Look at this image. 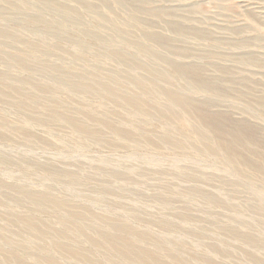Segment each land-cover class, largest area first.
Here are the masks:
<instances>
[{
	"label": "rangeland",
	"instance_id": "1",
	"mask_svg": "<svg viewBox=\"0 0 264 264\" xmlns=\"http://www.w3.org/2000/svg\"><path fill=\"white\" fill-rule=\"evenodd\" d=\"M55 1L0 0V264H264V0Z\"/></svg>",
	"mask_w": 264,
	"mask_h": 264
},
{
	"label": "bare ground",
	"instance_id": "2",
	"mask_svg": "<svg viewBox=\"0 0 264 264\" xmlns=\"http://www.w3.org/2000/svg\"><path fill=\"white\" fill-rule=\"evenodd\" d=\"M58 0H56L55 2H57ZM60 2L62 1V0H59ZM79 1V0H78ZM105 1V0H104ZM140 1V0H139ZM139 1H138V3H139ZM144 1V0H143ZM147 1V0H146ZM84 2V1H83ZM116 2V1H115ZM120 2H121V0H120ZM132 2V1H131ZM147 2H149V1H147ZM50 3V2H49ZM117 3V2H116ZM126 3V2H125ZM124 3V4H125ZM129 3V2H128ZM140 3H142V2H140ZM48 4V3H47ZM59 4V3H58ZM60 4H62V3H60ZM66 4V3H65ZM68 4V3H67ZM119 4V3H118ZM121 4H123V3H121ZM135 4V3H134ZM143 4V3H142ZM57 5V4H56ZM87 5V4H86ZM105 5V4H104ZM143 5H145V4H143ZM65 6V5H64ZM63 6V7H64ZM117 6V5H116ZM3 7V6H2ZM56 7V6H55ZM58 7H60V5L58 6ZM69 7V6H68ZM120 7V6H119ZM141 7H143V6H141ZM62 8V7H61ZM87 8H89V7H87ZM1 9V8H0ZM53 9V8H52ZM66 9V8H65ZM161 10V9H160ZM160 10H157V11H160ZM190 10V9H189ZM191 10H192V8H191ZM195 10V9H194ZM63 11V10H62ZM129 11V10H128ZM131 11H133V10H131ZM162 11V10H161ZM165 11H167V10H165ZM189 12V11H188ZM187 12V13H188ZM195 12V11H194ZM155 13V12H154ZM175 13V12H174ZM185 13V12H184ZM169 14V13H168ZM173 14V13H172ZM177 14V13H176ZM193 14H195V13H193ZM64 15V14H63ZM98 15V14H97ZM157 15V14H156ZM174 15V14H173ZM196 15H197V13H196ZM105 16V15H104ZM131 16V15H130ZM171 16V15H170ZM169 16V17H170ZM184 16V15H183ZM188 16V15H187ZM191 16V15H190ZM69 17H70V15H69ZM106 17V16H105ZM168 17V16H167ZM191 17H193V16H191ZM197 17H198V15H197ZM197 17H196V19H197ZM71 18V17H70ZM171 18V17H170ZM178 18V17H177ZM177 18H173V19H175V20H177ZM182 19H185V18H182ZM201 19H202V17H201ZM68 20V19H67ZM131 20H133V19H131ZM140 20V19H139ZM186 20V19H185ZM124 21H126V20H124ZM187 21V20H186ZM193 21H194V19H193ZM199 21V20H198ZM112 22H114V21H112ZM111 22V24H113ZM143 22V21H142ZM65 23V22H64ZM125 23V22H124ZM136 23H138V22H136ZM184 23H185V21H184ZM126 24V23H125ZM140 24V23H139ZM138 24V25H139ZM143 24V23H142ZM183 25V24H182ZM186 25V24H185ZM194 25V24H193ZM174 26V25H173ZM178 26V25H177ZM200 26V25H199ZM175 27H176V25H175ZM143 28H144V26H143ZM55 29V28H54ZM195 29V28H194ZM199 29V28H198ZM145 30V29H144ZM190 30V29H189ZM188 30V31H189ZM197 30V29H196ZM0 31H1V29H0ZM142 31V30H141ZM177 31V30H176ZM191 31V30H190ZM182 32V31H181ZM3 33V32H2ZM196 33V32H195ZM201 33V32H200ZM1 34V33H0ZM144 34H146V33H144ZM154 35V34H153ZM152 35V36H153ZM7 36V35H6ZM144 36V35H143ZM16 37V36H15ZM152 38V37H151ZM155 38H156V35H155ZM11 40V39H10ZM168 41H170V40H168ZM167 41V42H168ZM165 41H163V43H164ZM172 42V41H171ZM165 44H168V43H165ZM174 44V43H173ZM144 48H146V47H144ZM171 48V47H170ZM147 49V48H146ZM172 49V48H171ZM143 52H144V50H143ZM110 53V52H109ZM150 53V52H149ZM149 53H147V55L149 54ZM217 53V52H216ZM121 55V54H120ZM220 55V54H219ZM249 57H251V55L250 56H248V58ZM28 64V63H27ZM173 65H174V63H172ZM131 65V64H130ZM178 65V64H177ZM179 65H180V63H179ZM186 65V64H185ZM192 65V67H193V64H191ZM32 66V65H31ZM190 66V65H189ZM36 67V66H35ZM39 67V66H38ZM40 67H41V65H40ZM43 67V66H42ZM188 67V66H187ZM196 67V66H195ZM45 68H47V67H45ZM182 68H184L183 67V65H182ZM216 68V67H215ZM42 69H44V67L42 68ZM192 69V68H191ZM219 69V68H218ZM33 70V69H32ZM45 70V69H44ZM43 70V71H44ZM55 70V69H54ZM195 70V69H194ZM40 71V70H39ZM43 71H40V72H43ZM198 71V70H197ZM37 72H38V70H37ZM45 72V71H44ZM154 72V71H153ZM181 73V72H180ZM195 73V72H194ZM53 75V74H52ZM197 75H199V74H197ZM154 76V75H153ZM192 77V76H191ZM63 78V77H62ZM160 78V77H159ZM204 78V77H203ZM136 79V78H135ZM65 80V79H64ZM137 80H138V78H137ZM143 80V79H142ZM217 80V79H216ZM223 80V79H222ZM221 80V81H222ZM96 81V80H95ZM110 81H111V79H110ZM109 81V82H110ZM132 81V80H131ZM139 81V80H138ZM207 81H208V79H207ZM224 81V80H223ZM232 82H233V80H231ZM246 81H248V79L246 80ZM98 82V81H97ZM117 82H118V80H117ZM145 82V81H144ZM209 82H210V80H209ZM214 82V81H213ZM244 82V81H243ZM249 82V81H248ZM68 83V82H67ZM212 83V82H211ZM218 83V82H217ZM2 84V83H1ZM64 84V83H63ZM87 84V83H86ZM99 84V83H98ZM114 84H116V83H114ZM154 84V83H153ZM250 84V83H249ZM65 85V84H64ZM84 85V84H83ZM111 85V84H110ZM113 85V84H112ZM214 85H216V84H214ZM213 85V86H214ZM221 85V84H220ZM229 85V84H228ZM244 85H245V83H244ZM77 86V85H76ZM85 86V85H84ZM94 86V85H93ZM136 86H138V85H136ZM149 86V85H148ZM231 86V85H230ZM248 86H250V85H247V87ZM90 87V86H89ZM105 87V86H104ZM120 87H122V86H120ZM228 87V86H227ZM13 88V87H12ZM93 88V87H92ZM96 88V87H95ZM199 88V87H198ZM7 89V88H6ZM35 89V88H34ZM144 89V88H143ZM142 89V90H143ZM159 89V88H158ZM157 89V90H158ZM204 89V88H203ZM202 89V90H203ZM216 90L218 89V88H215ZM232 89H234V88H232ZM1 90V89H0ZM9 90V89H8ZM16 90V89H15ZM14 90V91H15ZM125 90V89H124ZM154 90V89H153ZM169 90V89H168ZM199 90V89H198ZM205 90V89H204ZM207 90V89H206ZM205 90V91H206ZM213 90V89H212ZM3 91V90H2ZM13 91V90H12ZM83 91V90H82ZM112 91V90H111ZM171 91V90H170ZM215 91V90H214ZM94 92H96V90H94ZM121 92V91H120ZM124 92V91H123ZM154 92V91H153ZM152 92V93H153ZM175 92V91H174ZM177 92V91H176ZM16 94H17V91L15 92ZM24 93H26V92H24ZM32 93V92H31ZM35 94H36V92H34ZM112 93V92H111ZM117 93V92H116ZM169 93H171V92H169ZM220 93V92H219ZM97 94H98V91H97ZM99 94H100V91H99ZM149 94V93H148ZM182 94V93H181ZM19 95V94H18ZM12 96H14V95H12ZM32 96V95H31ZM9 97V96H8ZM15 97V96H14ZM185 97V96H184ZM33 98V97H32ZM35 99V98H34ZM33 99V100H34ZM128 99V98H127ZM183 99L184 98H182L181 96H179V95H176V93H175V95H173V93H171L170 94V100L171 101H174L175 103H176V105L177 104H182V101H183ZM30 100H32V99H30ZM190 100V99H189ZM194 100V99H193ZM38 101H39V97H38ZM130 101L131 102H142V101H139V100H137L135 97H131L130 98ZM197 101H199V100H197ZM146 102V101H145ZM144 102V103H145ZM187 102H188V100H187ZM195 102V101H194ZM203 102V101H202ZM133 104V103H132ZM189 104V103H188ZM153 105V104H152ZM206 105V104H205ZM210 105V104H209ZM24 106V105H23ZM128 106V105H127ZM173 106H175V104L173 105ZM180 106V105H179ZM207 106V105H206ZM181 107V106H180ZM182 108V107H181ZM194 108H196V107H194ZM147 109V108H146ZM154 109V108H153ZM198 109V108H197ZM203 109V108H202ZM144 110V109H143ZM187 110V109H186ZM157 111V110H156ZM184 112V111H183ZM186 113V112H185ZM189 113V112H188ZM199 113V112H198ZM205 113V112H204ZM211 114H212V112H210ZM216 115V114H215ZM185 116V115H184ZM220 116V115H219ZM221 117V116H220ZM194 118V117H193ZM215 118V117H214ZM218 118V117H217ZM216 119V118H215ZM43 120V119H42ZM221 120V119H220ZM77 121H78V117H77ZM80 121V120H79ZM90 121V120H89ZM217 121V120H216ZM81 122H83V121H81ZM208 122V121H207ZM80 123V122H79ZM87 123H89V122H87ZM85 125V124H84ZM78 127V126H77ZM224 127H225V125H224ZM223 127V128H224ZM196 129V128H195ZM201 129V128H200ZM203 129V128H202ZM230 129V128H229ZM96 130V129H95ZM94 130V131H95ZM98 130V129H97ZM78 131V130H77ZM115 131V130H114ZM197 131V130H196ZM202 131V130H201ZM204 131V130H203ZM218 132V131H217ZM230 132V131H229ZM100 133V132H99ZM233 133V132H232ZM241 134V133H240ZM223 135V134H222ZM228 135H229V133H228ZM242 135V134H241ZM122 136V135H121ZM230 136V135H229ZM228 136V138H231V136L229 137ZM234 139V138H233ZM220 140H218V142H219ZM228 141V140H227ZM222 142V141H221ZM230 144V143H229ZM228 155V154H227ZM236 156V155H235ZM237 160V159H236ZM232 161V160H231ZM237 162V161H236ZM239 165V164H238ZM236 166V165H235ZM34 193V192H33ZM36 193V192H35ZM25 194V193H24ZM30 194V193H29ZM33 198V197H32ZM41 200V199H40ZM45 201H47V200H45ZM23 220V219H22ZM30 225H31V222H30ZM32 226V225H31ZM124 229V228H123ZM136 236V235H135ZM142 236V235H141ZM3 237V236H2ZM245 237V236H244ZM248 238V237H247ZM250 239V238H249ZM5 241V240H4ZM113 241H114V239H113ZM130 242V241H129ZM3 243V242H2ZM11 243V242H10ZM113 243V242H112ZM119 243V242H118ZM8 244V243H7ZM130 244V243H129ZM118 245V244H117ZM57 246H58V244H57ZM115 247V246H114ZM67 248V247H66ZM122 248V247H121ZM121 250V249H120ZM143 251V250H142ZM144 252V251H143ZM150 254V253H149ZM145 255V254H144ZM129 256V255H128ZM157 256V255H156ZM161 257V256H160ZM138 259V258H137ZM146 259L147 260H154L153 259V255L151 256V255H149V256H146ZM157 262V261H156ZM261 262V261H260ZM174 263H175V261H174ZM145 264V263H144Z\"/></svg>",
	"mask_w": 264,
	"mask_h": 264
}]
</instances>
